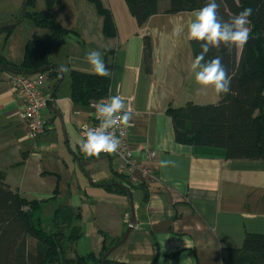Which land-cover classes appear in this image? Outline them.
Here are the masks:
<instances>
[{
	"label": "crops",
	"instance_id": "obj_1",
	"mask_svg": "<svg viewBox=\"0 0 264 264\" xmlns=\"http://www.w3.org/2000/svg\"><path fill=\"white\" fill-rule=\"evenodd\" d=\"M98 1L113 16L115 37L106 36L96 3L54 2L51 14L69 34L51 52L50 62L67 71L43 73L44 92L51 99L43 119L50 129L37 142L29 138L21 118L23 103L13 86L17 74L0 68V172L6 173L12 190L29 201L69 195L54 210L69 207L81 215L74 226L82 237L67 259L89 253L99 257L105 240L123 239L131 219L130 198L108 193L102 186L119 174L122 162L116 157L84 156L79 130L89 123L93 108L75 104L71 97V72L93 74L84 57L98 49L110 70V95L134 98L127 145L151 174L144 177L139 170L134 179L126 176L129 183L146 187L147 202L142 205V191H132L137 226L108 259L125 264H222L223 249L241 248L247 234L264 232V160L230 161L223 149L175 140L169 108L206 106L221 99L211 87L200 92L190 71L195 55L187 26L193 11L158 14L140 27L124 0ZM169 1L159 0L160 9ZM25 3L0 0V55L17 65L23 63L30 41H44L52 34L31 18L22 19ZM46 9L45 0H36L27 12ZM10 26L8 35L2 29ZM142 146L154 151L156 159L139 157ZM161 161L171 163L161 166ZM54 228L53 223L50 232Z\"/></svg>",
	"mask_w": 264,
	"mask_h": 264
},
{
	"label": "trees",
	"instance_id": "obj_2",
	"mask_svg": "<svg viewBox=\"0 0 264 264\" xmlns=\"http://www.w3.org/2000/svg\"><path fill=\"white\" fill-rule=\"evenodd\" d=\"M98 5L105 19L108 37L117 35L113 16ZM138 26L142 27L158 14H179L202 8L206 0H170L160 9L159 0H124ZM43 12H27L35 0H26L25 17H29L42 29L52 31L44 41H30L25 49L22 64L10 63L0 55V68L15 74L35 75L61 72L60 66L50 62V54L63 45L69 34L52 16L55 0H45ZM251 7L250 38L239 52L238 48L213 49L205 59L222 56V62L232 76L231 92L222 95L216 104L198 106L188 104L181 108H169L175 140L178 144L196 147L219 148L226 151L230 161L264 160V0H222L220 15L225 19ZM24 17V18H25ZM23 18V17H22ZM13 26L2 29L8 35ZM194 55L200 54V44L192 42ZM151 47L145 41V55L149 60ZM71 97L75 104L89 106L107 97L111 80L95 74L71 72ZM126 176L116 174L102 184L106 192L129 196V191L143 192L142 205L147 202L146 187L127 181ZM42 203L29 201L18 190L6 183V173L0 172V264H125L105 259L108 251L120 241L104 242L99 257L89 253L67 259L69 244H77L82 231L74 223L81 215L69 207H59L54 214V232H47L41 219ZM106 238V236H105ZM114 244V245H113ZM222 264H264V232L246 235L241 248H225L221 252Z\"/></svg>",
	"mask_w": 264,
	"mask_h": 264
},
{
	"label": "clouds",
	"instance_id": "obj_3",
	"mask_svg": "<svg viewBox=\"0 0 264 264\" xmlns=\"http://www.w3.org/2000/svg\"><path fill=\"white\" fill-rule=\"evenodd\" d=\"M221 2L222 0H206L202 8L193 11L192 20L187 26L188 39L198 42L201 48L200 54L190 64L194 81L200 86V92L206 93L211 87L217 96L231 92L232 76L223 64L222 56L216 55L207 60L205 57L213 49H242L250 38L249 18L253 14V9L248 7L225 20L220 15ZM84 60L93 74L101 77L110 75L100 50L88 51ZM62 70L67 71L63 67ZM126 101L125 96L117 94L93 105L100 123L96 127H86L82 132L83 138L78 140L80 150L86 157L99 158L101 153L113 154L119 151L121 139L117 136V130L123 135L122 126H130L134 115L130 103ZM169 163L171 162L161 161V166Z\"/></svg>",
	"mask_w": 264,
	"mask_h": 264
},
{
	"label": "built area",
	"instance_id": "obj_4",
	"mask_svg": "<svg viewBox=\"0 0 264 264\" xmlns=\"http://www.w3.org/2000/svg\"><path fill=\"white\" fill-rule=\"evenodd\" d=\"M45 82L46 76L43 73L35 75L18 74L15 76V79L13 81L14 91L17 97L23 103L21 118L26 122L29 129V138L33 142H37L39 139H41L50 129V125L43 119L44 110L47 108L51 100L50 97L47 96L44 92L43 87ZM109 96L110 93L107 97ZM107 97L103 99H107ZM126 98V102L130 103V106L133 110L134 98ZM99 101L100 100L92 103L93 115L91 116L89 123L82 126L79 130L81 139L83 138L82 132L86 127H96L100 123L96 118V113L93 106L96 102ZM122 127L124 132L123 135H121L120 131L117 130V136L121 139V146L119 151L113 154L101 153L100 156L119 158L122 162V165L119 169L120 175L134 179V174L140 170L144 177H150V172L140 166L137 155L129 151L127 145L129 132L127 126ZM137 154L139 157H144L149 161H153L156 159V153L154 151H151L147 146L138 148Z\"/></svg>",
	"mask_w": 264,
	"mask_h": 264
},
{
	"label": "rangeland",
	"instance_id": "obj_5",
	"mask_svg": "<svg viewBox=\"0 0 264 264\" xmlns=\"http://www.w3.org/2000/svg\"><path fill=\"white\" fill-rule=\"evenodd\" d=\"M67 190H68V188L66 187V191ZM58 196L59 197H55V198H52L50 200H46V201L44 200V201L40 202V203H42V210H41L40 216H41V219L43 222V226L47 232H50L53 229V219H54V214H55L54 210L56 208L55 206L56 205L58 206L60 204L65 203L66 200H68L67 196H69V195L64 196V194H63V196L62 195H58ZM122 196H126V195H122ZM85 213L88 214V216L90 217V215H89L90 211L87 212V210H86ZM73 246H74V244H69V246L67 248V251H69V253H67L66 255H68V256L71 255V252H73Z\"/></svg>",
	"mask_w": 264,
	"mask_h": 264
},
{
	"label": "water",
	"instance_id": "obj_6",
	"mask_svg": "<svg viewBox=\"0 0 264 264\" xmlns=\"http://www.w3.org/2000/svg\"><path fill=\"white\" fill-rule=\"evenodd\" d=\"M25 13H26V6L24 7L23 10V18L25 17ZM129 198H130V206H131V219H130V223L128 225V228L125 232V235L123 237V239L114 247H112L108 253L105 256L106 258H109V256L114 252V250H116L118 247H120L121 245H123L127 239L129 238L130 234L133 232V230L136 228L137 226V216H136V210H135V205H134V201H133V194L131 191H129Z\"/></svg>",
	"mask_w": 264,
	"mask_h": 264
}]
</instances>
